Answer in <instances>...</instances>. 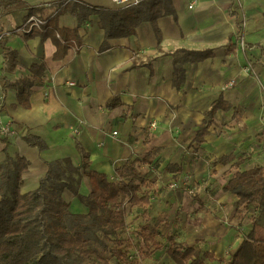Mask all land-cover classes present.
Wrapping results in <instances>:
<instances>
[{
    "label": "crops",
    "instance_id": "crops-1",
    "mask_svg": "<svg viewBox=\"0 0 264 264\" xmlns=\"http://www.w3.org/2000/svg\"><path fill=\"white\" fill-rule=\"evenodd\" d=\"M42 1L46 3L38 5L33 17L47 21L60 0ZM82 1L92 6H116L113 0ZM168 3L173 11L158 19L159 35L152 22L144 20L136 34L108 40L105 47V29L98 15L80 23L65 12L59 16L58 27L77 28L80 44L73 43L63 57L56 58L57 36L25 39L24 32L9 33L14 26L29 21L26 17L32 6L17 1L0 37V119L13 130L10 135H0V162L6 157L5 137L10 141L12 157L30 161L21 186L25 193L39 187L49 162L68 159L81 168L79 190L88 195L90 181L82 169L78 143L89 155L86 171L104 173L111 181L118 178V169L125 163L161 147L152 164L142 165L141 170L155 164V172L161 171L166 180H185L187 185L178 190L168 188L156 197L154 205L152 200L150 208L161 206L169 222L175 220L174 236L178 240L190 245L201 241L202 252L213 256L205 264H223L251 228L248 223L240 225L239 217L244 213L236 217L237 197L223 187L240 170L241 162L238 167L233 165L242 156L237 143L242 136L240 124L246 126L242 132L249 130L255 117L252 107L264 106V91L254 73L264 79V0ZM230 40L235 48L228 51ZM5 47L17 51L19 64L10 71L3 70ZM177 49L213 50V55L204 60L180 66L184 79L179 88L174 86L172 55ZM34 63L47 67L42 83L32 86L29 94L23 87L8 88L4 94L5 78L23 83L33 76L29 69ZM232 81L234 86L230 87ZM220 96L231 108L216 112L204 142L194 141L206 112ZM236 108L243 111L239 119L233 117ZM151 121L156 122L155 127H150ZM114 131L118 133L113 135ZM26 133L42 138L48 147L30 145L24 138ZM230 154L236 156L234 160L216 163ZM169 163L177 164L181 171H166ZM63 195L75 212H86L70 191L65 190ZM168 235L160 241L165 242ZM145 264L175 263L164 245L145 257Z\"/></svg>",
    "mask_w": 264,
    "mask_h": 264
},
{
    "label": "trees",
    "instance_id": "trees-1",
    "mask_svg": "<svg viewBox=\"0 0 264 264\" xmlns=\"http://www.w3.org/2000/svg\"><path fill=\"white\" fill-rule=\"evenodd\" d=\"M56 6L57 11L49 20L23 34L25 39L40 36L44 40L57 36L59 42L56 58L63 57L73 43L80 44L77 28L58 27L59 16L65 12L71 13L80 23L89 20L91 15H98L100 25L105 29V47L108 40L136 34V28L144 20L151 21L159 35L158 19L164 13L173 11L172 7L169 8L168 0H142L136 4L116 5L113 8L92 6L82 0H60L56 2ZM37 8L38 6L29 8L26 20L35 15ZM234 48L235 44L230 40L228 51ZM172 55L175 64L174 86L179 88L184 79L180 66L186 62L204 60L213 55V50L177 49ZM16 57V50L5 47L4 71L17 67L19 63ZM46 69L44 63L32 64L29 70L33 76L23 83L11 82L5 78L3 93L8 88L23 87L29 94L32 86L42 83ZM113 105L114 102L108 107ZM230 108L231 104L222 96L214 101L206 112L204 124L199 127L194 141L204 142L205 136L209 134V127L215 122L216 112L220 109L228 111ZM242 113L241 108H236L233 117L239 119ZM24 138L32 146L40 149L48 147L36 135L26 133ZM3 139L6 141V157L0 162V264H80L76 262V255L86 260L95 256L100 264H110L98 245L92 243L94 240L105 246V239L116 243L113 254L121 264H138L136 258H130L127 251L120 248L122 242L117 235L126 224L125 204L139 207L146 213L152 206V197L159 195V189L154 187L158 179L147 178L141 168L144 164H152L161 147H154L145 156L125 163L118 169V178L111 181L104 173L86 171L89 155L78 143L77 147L83 157L82 169L90 181L91 191L88 195L79 190L81 168L73 166L68 159L49 162L48 171L40 177L39 187L22 193L23 174L28 171L30 161L20 156L12 157L8 151L10 141L5 137ZM235 157L234 154L222 156L216 163H226ZM239 164L240 160L233 165L238 167ZM165 170L180 172L181 167L169 163ZM174 177L179 179L178 175ZM223 189L233 192L237 197L236 217L243 213L246 215L249 206L254 208L250 230L223 264H264V238L258 236L259 230L264 231V165L237 170ZM65 190L84 204L86 212L79 213L72 209L71 203L63 195ZM165 222V219L157 217L154 222H145L139 226L136 233L143 257H150L166 245L167 254L175 264H205L206 259L213 258L209 252H202L200 240L190 245L170 234L166 236L165 242L160 241L159 225ZM112 236L115 238H111Z\"/></svg>",
    "mask_w": 264,
    "mask_h": 264
},
{
    "label": "rangeland",
    "instance_id": "rangeland-1",
    "mask_svg": "<svg viewBox=\"0 0 264 264\" xmlns=\"http://www.w3.org/2000/svg\"><path fill=\"white\" fill-rule=\"evenodd\" d=\"M17 1H22L26 7L38 6L46 3V1H42V0H0V37L3 33V29L5 30L7 27L6 25L7 17L9 16V14L13 12L12 9L16 8L14 5H16ZM25 23L26 22H23V24ZM21 26L23 25L14 26L13 29H10L8 31H10L9 32L10 34L23 32V31H16ZM251 67L252 66L250 65L249 68ZM249 68H247V71L249 70ZM254 73L258 84L262 87V90L264 91V79L260 75H257L255 71ZM251 113H253V115L255 116L251 118L252 119L251 128L249 130L242 132L243 131L242 129H245L246 126L240 124V130H241L240 134H242V136L239 135L237 140V143H240V148L238 153L242 154V156H239L241 162V166L239 167V169L241 170L256 165H264V106L258 108L252 107ZM254 118H258V120ZM0 135L2 137L4 136V134L1 133ZM255 144H257L258 148L255 147L256 146ZM155 170H156L155 164H153L152 166L144 167V173L148 177H152V178L157 177L158 178L157 184L158 183L160 184V187H158L160 191L159 195L152 197L153 205H154V201L157 199L156 197H160L161 193L164 194L166 191H168V188H171L170 187L171 181L166 180V178L163 176V173L161 171L155 172ZM178 189L179 188L175 190ZM187 192L191 193L192 190L191 191L187 190ZM253 212H254V208L249 206L246 209V215L240 216V220H241L240 225H244L245 223H248L250 225ZM125 213H126L125 215L126 224L124 228L118 232L117 235L122 242L120 244V248L127 251L130 258H136L135 260L137 261L138 264H145V257H143L142 253L140 252V247H139L140 243L136 233L139 226L145 222H154V220L157 217L165 219L166 222L161 224V226L159 227V229L162 232L161 233L162 235L158 236L159 240H165V235L168 234L175 235L174 232L175 230L173 228V223L175 220L169 222L166 212L162 210L161 206H157L155 208H150V209L148 208V211L146 213H143V209L136 206H131L129 203H127L125 204ZM258 236L264 238V231L259 230ZM111 238H115V236H112ZM104 242H105V246L99 244L97 241L94 240L92 241L93 244L98 245L99 249L103 254V257L106 260H108L110 264H121V262L118 261L115 255L113 254V250L114 247L116 246V243L108 239H105ZM75 257H76V262H79L80 264H100L95 256L91 257V260L79 258L77 255Z\"/></svg>",
    "mask_w": 264,
    "mask_h": 264
},
{
    "label": "built area",
    "instance_id": "built-area-1",
    "mask_svg": "<svg viewBox=\"0 0 264 264\" xmlns=\"http://www.w3.org/2000/svg\"><path fill=\"white\" fill-rule=\"evenodd\" d=\"M142 0H113L114 4L117 6H126V5H130V4H136L141 2ZM193 3L192 2L190 4V7H193ZM45 20H40V19H36L33 16L29 19V21H27L25 24H23V26H21L20 28H18L16 31H23V32H29L32 27L36 26L39 27L40 25L44 24ZM242 45L245 46V43L242 42ZM229 86H233L234 82H230L228 84ZM156 126V122L155 121H151L150 122V127H155ZM0 133L4 134V136L6 135H10L11 133H13V130L11 129V125L8 123H4L2 122V120L0 119ZM118 133V131H114L113 135H116ZM185 181V180H184ZM182 181V183H178V182H171L170 183V187L172 189H176V188H180V187H184L187 185L186 182ZM187 188V187H186Z\"/></svg>",
    "mask_w": 264,
    "mask_h": 264
}]
</instances>
